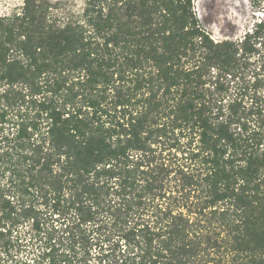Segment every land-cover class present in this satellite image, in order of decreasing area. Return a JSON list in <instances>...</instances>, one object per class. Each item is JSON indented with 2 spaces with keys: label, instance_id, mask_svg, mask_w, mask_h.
Wrapping results in <instances>:
<instances>
[{
  "label": "trees",
  "instance_id": "trees-1",
  "mask_svg": "<svg viewBox=\"0 0 264 264\" xmlns=\"http://www.w3.org/2000/svg\"><path fill=\"white\" fill-rule=\"evenodd\" d=\"M0 14V264H264V18L193 0Z\"/></svg>",
  "mask_w": 264,
  "mask_h": 264
},
{
  "label": "rangeland",
  "instance_id": "rangeland-1",
  "mask_svg": "<svg viewBox=\"0 0 264 264\" xmlns=\"http://www.w3.org/2000/svg\"><path fill=\"white\" fill-rule=\"evenodd\" d=\"M69 1L73 7L79 2V0ZM20 2V0H0V14L16 9ZM193 4L200 24L215 40L241 38L254 22L264 18V0H245L234 10L236 15L233 22L229 25L222 23L219 29L215 25V19L211 16L210 0H193Z\"/></svg>",
  "mask_w": 264,
  "mask_h": 264
},
{
  "label": "bare ground",
  "instance_id": "bare-ground-1",
  "mask_svg": "<svg viewBox=\"0 0 264 264\" xmlns=\"http://www.w3.org/2000/svg\"><path fill=\"white\" fill-rule=\"evenodd\" d=\"M244 2L245 0H210L211 16L215 19L217 28L232 23L236 15L234 10Z\"/></svg>",
  "mask_w": 264,
  "mask_h": 264
}]
</instances>
